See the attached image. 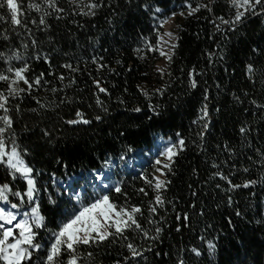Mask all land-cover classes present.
<instances>
[{"label":"trees","instance_id":"obj_1","mask_svg":"<svg viewBox=\"0 0 264 264\" xmlns=\"http://www.w3.org/2000/svg\"><path fill=\"white\" fill-rule=\"evenodd\" d=\"M17 2L26 22L39 20L42 12L29 10V0ZM188 2L193 7L197 3L209 4V0ZM104 4L95 16L81 17L72 14L75 5L70 0H58V6L65 9L63 19L53 13L46 18L50 27L43 31L28 22L40 42L35 49L27 35L17 38L9 31L11 42L0 40V51L10 54L19 49L30 61L29 76L43 72L48 82L9 104L17 142L21 149L28 150L25 161L38 173L37 203L48 217V228L55 229L59 221L48 211L50 195L64 208L71 203L67 189L72 178L100 173L112 166L109 174L114 185L104 194L118 205L141 206V223L145 230L154 229L147 224V207L155 193L141 176L151 179L159 175L154 172V161L161 158L159 152L165 144L174 143L179 134L186 147L175 157L173 171L166 174L170 183L163 195L170 203L153 217L163 229L160 238L146 241L130 231L128 241L109 242L99 248L81 246L80 264H126L123 258L128 250L124 244L128 242L142 249L152 248L132 264H177L179 259L185 264H264V108L250 103L254 100L264 105V15L248 16L235 31L228 32L217 19L229 20L233 16L235 10L229 7L228 0H211V12L201 8L191 16L187 15L184 0H104ZM144 4L150 7H141ZM156 7L161 12L155 13ZM173 12L177 14L173 16ZM0 15L8 17V23L0 21V32L10 30L6 7L0 8ZM170 19H174L176 47L171 49L169 62L158 51H147V46L156 45L157 33H163ZM22 41L29 47L19 48ZM161 50L166 52L162 47ZM36 53L41 57L32 59ZM44 55L49 56L50 63L44 62ZM93 57L108 67L98 72ZM65 63L78 70L61 67ZM248 64L255 69L251 78ZM3 67L0 61V69ZM157 67L164 69L163 74ZM190 71L197 82L194 89L189 87ZM61 75L65 77L63 81L58 79ZM97 77L108 94L96 93L93 79ZM53 87L57 89L55 93L50 90ZM97 95L103 108L96 104ZM33 96L47 108H40ZM204 104L209 111V128L201 141L198 134L203 121L198 117ZM150 105L158 106L159 115L150 110ZM136 107L141 111H133ZM77 109L89 124L65 123L76 118ZM96 116L101 119L96 120ZM242 126L249 129L247 134L240 133ZM42 130H47L49 136L45 137ZM137 153L142 154V163L131 171H122L123 161ZM216 172L240 187L230 189L227 181L213 175ZM249 180L257 183L243 187ZM3 183H9L13 190L25 187L22 180L13 181L0 165V184ZM116 185L122 188L121 193L114 191ZM140 188H145L148 195L138 193ZM13 197L10 195V201L18 203ZM237 211L241 213L239 217ZM184 213L189 221L180 226L176 217ZM41 236L47 242L48 233L41 232ZM201 237L213 240L215 255H209ZM192 247H200L202 256L191 253ZM87 252L93 256L88 258Z\"/></svg>","mask_w":264,"mask_h":264},{"label":"snow or ice","instance_id":"obj_2","mask_svg":"<svg viewBox=\"0 0 264 264\" xmlns=\"http://www.w3.org/2000/svg\"><path fill=\"white\" fill-rule=\"evenodd\" d=\"M70 3L75 5L73 15H79L81 17H93L97 11L104 7V0H70ZM209 4L197 3L193 7L188 0H184V7L187 9V15L191 16L198 12L201 8L212 11ZM42 5L44 6L42 9ZM230 8L234 9V14L229 20L223 19V17H217L222 25L227 26V31H235L237 26L242 24L248 16H260L264 15V0H228ZM7 8L10 15V30L0 32V40H3L6 44L10 43L12 36L9 31L19 38L22 35H27L31 40V47L36 48L40 43L35 36L31 33V29L28 28V22L35 24L40 31H43L50 27L46 18L53 13L56 14L57 19H63L65 9L58 6V0H41L40 3H36L35 0H29L27 5L29 10L41 13L39 20H30L26 22L22 17L25 13L22 10V6L17 0H0V8ZM141 7L149 8L150 5L144 4ZM50 9L51 11H48ZM155 13L161 12L159 7L154 9ZM177 13L173 12L175 16ZM180 15H184L181 11ZM0 21L8 23V17L0 15ZM166 22L161 21L160 26ZM83 27V25H80ZM23 29V32L19 31ZM217 30H220V26L217 25ZM167 37L168 39H164ZM175 39L172 32L165 31L162 35L158 32L156 38V45L148 44L147 51H158L161 56H164L166 60L171 61V49L176 47L175 43H170ZM169 46V52L166 53L161 50V44ZM29 45L25 42H21L19 48H27ZM139 51V50H137ZM222 51V50H221ZM254 52L259 49H253ZM41 57L40 53H36L32 59H38ZM45 63H50L48 55L43 56ZM222 59V57H221ZM0 61L3 62L4 67L0 69V84L4 87L0 88V165H3L8 176L15 180H22L25 184L24 189L13 190L9 183L0 184V204L8 207H0V264H80L81 257L78 255L81 246L97 247L106 243H116L119 241H128L130 239L127 234L130 231L138 233L141 239L146 241L155 242L160 238L159 234L163 230L160 226V222L153 219L164 209L167 201L163 195L164 190L170 181L167 179L166 174L171 173L174 167L175 157L186 147V142L183 138L177 134L175 142H167L163 149L159 152V157L154 161V172L159 175H154L149 179L142 175L141 179L145 181L148 187L153 189L155 193L151 200L148 202L147 212V224L154 226V229L145 230L144 225L141 223L144 209L139 205H118L109 195H98L92 199H85V197L79 193H72L69 197L71 203L66 204L64 208H61V202L58 199H54L51 195L48 197V203L51 207L48 209L54 216L59 217L57 227L55 229L48 228V217L43 213L41 205L37 203L40 199L39 189L37 187L38 181L36 179L35 170L25 161V154L27 149H21L17 142V135L14 130V119L11 115V108L9 107L10 101L23 98L25 94L31 95L32 91L40 88L42 85H46L48 82L44 79L45 73L41 72L34 77L29 76L30 61L26 59L19 49L11 50L10 54L4 51H0ZM12 61H19V65H15ZM97 64L98 72L108 66L99 63L95 57L92 60ZM211 62V56H210ZM119 63V61H117ZM61 67L70 69L72 72H76L78 69L73 68L71 64L65 63ZM247 74L249 78L255 73V69L252 64L246 66ZM159 73L163 74L164 69L157 67ZM48 75H52L51 72ZM189 87L196 88L197 82L192 77L194 73L189 72ZM63 81L65 77L63 75L58 77ZM71 83H75L72 80ZM23 84L24 87L20 85ZM93 85L95 86L96 93L108 94V89L103 85L100 78L93 79ZM52 92H56V88L50 89ZM62 90V89H61ZM157 92L161 89L155 90ZM142 94L148 98V93L141 89ZM94 93V95H96ZM40 108H47V105L42 103L38 98L32 97ZM207 90L205 92V100H207ZM239 100V97H236ZM67 101L61 100V103ZM123 103V101H121ZM250 103L256 105L258 108H264V105L256 104V101H250ZM96 104L98 107L103 108V102L97 95ZM16 110H19L17 104ZM150 110L159 115L156 105H150ZM32 111H37L33 109ZM104 111H107L104 108ZM135 112H140L141 109L136 107L133 109ZM202 115L198 117V121H203L202 130L199 132L201 141L205 135V132L209 128L207 118L209 117V111L207 104H204L201 108ZM75 119H68L65 121L68 125H76L79 123L89 124L90 121L84 118V114L77 109L75 111ZM96 120H100V116L95 117ZM197 123V121H193ZM241 134H247L249 129L247 126H242L239 129ZM45 137L49 136L47 130H42ZM213 167H216L214 164ZM245 172L248 169H244ZM35 173V174H34ZM219 176L221 180L228 182L230 189L240 187V185L232 184L229 177L223 175L220 172L213 174ZM254 180L246 181L243 187L248 188L251 185L256 184ZM219 187V185H217ZM47 191V189H45ZM116 193H121L122 188L119 185L114 187ZM138 193H142L144 196L148 195L145 188L138 189ZM10 195L19 199L20 203H12L10 201ZM195 195V193H193ZM229 203H231V197H229ZM23 207V211L21 210ZM239 217L241 213L236 212ZM19 217V218H18ZM177 220L181 221L180 226H186L189 221V216L184 213L182 216L177 215ZM163 220V217H161ZM180 227H177V231ZM41 232L48 233L47 242L44 241L41 236ZM150 232L152 234H150ZM135 239V237H131ZM203 243L207 246V250L210 256L216 253V244L213 240H205L201 237ZM124 247L128 250V255L124 256L126 264H132L137 258L143 256L144 251H151L152 248L142 249L132 242L124 244ZM190 252L196 257L202 256L200 247H192ZM88 258L93 256L92 252L86 253ZM116 264H120L119 261ZM177 264H185L183 259H179Z\"/></svg>","mask_w":264,"mask_h":264},{"label":"rangeland","instance_id":"obj_3","mask_svg":"<svg viewBox=\"0 0 264 264\" xmlns=\"http://www.w3.org/2000/svg\"><path fill=\"white\" fill-rule=\"evenodd\" d=\"M164 25L165 26L163 29V33L165 31H169L173 33V30L175 28L174 19L168 20ZM164 39L167 40L168 38L165 37ZM174 42H175L174 39L170 41V43H174ZM161 47L166 51V53L169 52L168 45H164L162 43ZM142 160H143L142 154L137 153L133 157L129 159H125L123 161V164L120 165V169L125 172L131 171L134 165L139 166L142 163ZM111 170H113L112 166L100 173L89 174L82 178H77V177L72 178L73 179L72 184L67 189L68 193L71 195L72 193L79 192L85 197L86 200L95 198L98 195H103L105 191H107L109 188H111L114 185L109 174ZM14 199H16V197H13V200ZM18 203H20V201ZM0 207H8V206L0 204ZM21 210L22 211L24 210L23 207Z\"/></svg>","mask_w":264,"mask_h":264}]
</instances>
